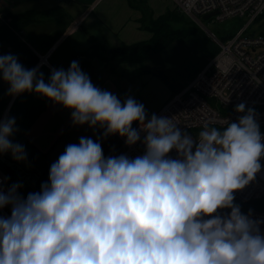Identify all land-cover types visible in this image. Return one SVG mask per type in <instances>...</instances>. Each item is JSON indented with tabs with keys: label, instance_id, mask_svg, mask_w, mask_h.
<instances>
[{
	"label": "clouds",
	"instance_id": "obj_1",
	"mask_svg": "<svg viewBox=\"0 0 264 264\" xmlns=\"http://www.w3.org/2000/svg\"><path fill=\"white\" fill-rule=\"evenodd\" d=\"M0 80L7 95L38 93L70 109L73 125L103 129L67 144L38 191L22 196L20 182L0 184V209L10 206L0 215V264H264V217L235 202L262 169L254 108L240 102L235 122H206L194 138L173 116L96 86L76 60L45 81L3 54ZM17 130L15 117L0 119V154L24 161L25 146L11 139ZM112 134L139 141L142 154L105 155L100 140Z\"/></svg>",
	"mask_w": 264,
	"mask_h": 264
},
{
	"label": "crops",
	"instance_id": "obj_2",
	"mask_svg": "<svg viewBox=\"0 0 264 264\" xmlns=\"http://www.w3.org/2000/svg\"><path fill=\"white\" fill-rule=\"evenodd\" d=\"M169 1L174 7L173 1ZM2 2L7 4L12 17L26 13L31 18L12 20L15 31L0 39V55L15 54L26 68L37 67L44 74L45 81L51 69L66 70L70 62L76 60L96 86L116 94L122 101L128 96L133 97L144 104L149 115L183 90L211 58L199 53L201 60L191 77L170 89L172 63H179L184 52L194 50L196 46L203 48L206 44L193 39L191 42L179 40L143 63L135 58L120 62L108 58V49L147 40L152 35L141 28V12L130 6L127 0ZM148 5L154 17L165 12L163 0H148ZM77 19L79 24L66 32ZM92 43L100 46L99 53L106 58L87 54V47ZM47 53L48 65L38 64L40 57ZM184 58L191 59L189 56ZM7 88L8 84L0 80V116L6 110V117H15L18 130L11 139L25 146L27 159L13 160L10 153L0 154V159L3 166L16 171L26 183H32L46 170L67 144L77 143L81 136L96 139L103 131L98 127L90 128L86 123L73 125L70 109L38 93L25 92L13 97L6 94ZM100 142L105 155H118L126 148L116 134L102 138Z\"/></svg>",
	"mask_w": 264,
	"mask_h": 264
},
{
	"label": "built area",
	"instance_id": "obj_3",
	"mask_svg": "<svg viewBox=\"0 0 264 264\" xmlns=\"http://www.w3.org/2000/svg\"><path fill=\"white\" fill-rule=\"evenodd\" d=\"M172 1L174 8L199 24H202L203 16L209 13L214 14L208 19L211 18L216 22H224L232 17H245L247 21L236 31L224 34L225 38L210 32V36L219 47L217 53L183 90L172 95L154 113L158 116H173L180 123L179 127L196 138L206 122L209 127L217 128L225 126L226 118L235 122L238 116L243 115L235 110V105L244 102L246 109L252 107L256 110L257 122L261 132L264 133V33L261 31L247 33L251 23L264 15V0ZM78 21L77 19L72 22L66 32L73 30L79 24ZM0 27H6L11 32L15 31L7 4L2 0H0ZM48 53L40 57L38 64L48 65ZM207 98H214L218 106L209 105ZM6 115L5 110L0 119L5 118ZM133 127H137L136 122ZM121 139L124 142V138ZM125 146L124 153L132 157L142 154L144 147L139 141ZM170 154L174 155V151ZM261 163L262 169L256 174L255 180L243 189L235 190V202L244 203L264 198V158ZM5 176L8 177L0 166V184L8 187L9 179L5 182L3 179ZM9 207L0 209V215H10ZM252 215L264 217V210L252 209ZM261 227L264 228V225Z\"/></svg>",
	"mask_w": 264,
	"mask_h": 264
},
{
	"label": "trees",
	"instance_id": "obj_4",
	"mask_svg": "<svg viewBox=\"0 0 264 264\" xmlns=\"http://www.w3.org/2000/svg\"><path fill=\"white\" fill-rule=\"evenodd\" d=\"M129 5L133 8L138 9L141 12V28L148 30L152 33L151 37L147 40L138 41L132 44L123 45L117 48L108 49L109 57L112 60H116L118 62L129 60L131 58L138 59L140 63H143L144 60L149 59L150 57L156 55L162 50L166 49L173 41L178 38H187L194 32H200L199 28L188 29L184 27H179L174 25V22L178 20L184 19V14L182 16L181 12L176 8L168 9L164 13L158 15L157 17H153V12L150 6L147 3V0H127ZM25 16V17H24ZM23 17V18H22ZM15 18H22L29 20L31 15L26 13L17 14L12 17L14 21ZM21 19V21H23ZM262 33H264V28L259 29ZM9 32H11L6 27H0V39H3ZM221 38H225L224 34L220 36ZM100 46L97 44H90L87 47V54L91 55H99L98 58H106L104 55H100L99 53ZM50 166V165H49ZM41 172L37 176V178L32 182H27L24 187L20 188V195L26 196L29 192L38 191L40 188V184L47 180L48 169ZM8 175V174H7ZM9 177V176H8ZM242 211H247L248 209H258L264 210V198L251 200L249 202L240 203ZM10 211V207H9Z\"/></svg>",
	"mask_w": 264,
	"mask_h": 264
},
{
	"label": "rangeland",
	"instance_id": "obj_5",
	"mask_svg": "<svg viewBox=\"0 0 264 264\" xmlns=\"http://www.w3.org/2000/svg\"><path fill=\"white\" fill-rule=\"evenodd\" d=\"M147 3H148V0H147ZM162 6L165 11L168 10L169 8H172V9L174 8V7H171L172 4L170 3L169 0H163ZM184 16H185L184 19L178 20L177 22L175 21L174 25L179 26V27L188 28L190 30L196 27L200 29V32L198 31L194 32L192 33V35H190L187 38H178L175 41H173V43L179 40H189L191 42V40L193 39V40H198L201 44H206V46L205 47L203 46V48H199L198 46H196L194 50L184 52L182 54V58L180 59L179 63H172V66H171V75H172L171 78L172 79H171L170 89L180 84L185 79L191 77L192 73L195 71L197 67V64H199V61L201 60V54L199 53H202L204 56L209 55V57H212L215 53H217V51L219 50V47L217 43L210 36V32L220 37L223 34H229V33L236 31L238 28L243 26V24L247 21V18L245 17L243 18L242 17H232V18L227 19L224 22H216L210 18L208 20L201 19L202 24H199L198 22L191 19L190 17H187L186 15ZM153 17H154V12H153ZM263 28H264V15L251 23V25L248 28L247 33L257 32L259 31V29H263ZM173 43H171L167 48H169ZM186 56L191 57V59L184 58ZM207 101H208V104L211 106H216V105L218 106L214 98H207ZM0 166L9 175L10 185L11 183L20 182L22 184V187L25 186L24 184H26V180L22 177H19L17 172L14 171L13 169H9L3 166L1 159H0Z\"/></svg>",
	"mask_w": 264,
	"mask_h": 264
},
{
	"label": "water",
	"instance_id": "obj_6",
	"mask_svg": "<svg viewBox=\"0 0 264 264\" xmlns=\"http://www.w3.org/2000/svg\"><path fill=\"white\" fill-rule=\"evenodd\" d=\"M214 13H209V14H206V15H204L203 16V19H208L210 16H212ZM17 192L20 194L21 193V191H20V189L18 188L17 189Z\"/></svg>",
	"mask_w": 264,
	"mask_h": 264
}]
</instances>
